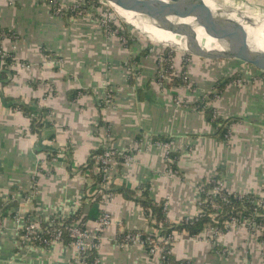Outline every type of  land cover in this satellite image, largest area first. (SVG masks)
Listing matches in <instances>:
<instances>
[{"label":"crops","instance_id":"1","mask_svg":"<svg viewBox=\"0 0 264 264\" xmlns=\"http://www.w3.org/2000/svg\"><path fill=\"white\" fill-rule=\"evenodd\" d=\"M0 29L10 35L1 43L4 52L19 63L10 66L5 85L0 81V203L12 197L18 203L4 217L0 212V264H77L72 244L42 247L22 240L12 213L43 222L81 213L93 226L88 195L96 178L89 160L102 151L104 125L112 146L133 150L135 161L119 168L113 198L100 201V213L107 211L113 223L94 261L80 264L96 258L98 264H164L143 245L118 241L125 232L153 233L137 201L143 190L155 204L167 201L174 224L196 216L202 188L215 179L231 193L264 197V82L256 68L195 57L187 82L160 86L157 61L166 50L151 54L145 44L108 38L91 16H57L48 0H0ZM106 85L115 96L110 108L102 107ZM215 93L211 106L219 118L235 120L228 141L198 106ZM12 100L46 110L41 133L31 131ZM157 138L170 141L173 165ZM59 150H65L62 157ZM122 189L136 195L128 197ZM172 255L192 264H264L259 239L243 228L222 234L213 245L205 236L181 233Z\"/></svg>","mask_w":264,"mask_h":264},{"label":"built area","instance_id":"2","mask_svg":"<svg viewBox=\"0 0 264 264\" xmlns=\"http://www.w3.org/2000/svg\"><path fill=\"white\" fill-rule=\"evenodd\" d=\"M48 3L52 8L53 13L57 16H65L69 13L73 14L74 17L91 16L99 24L106 37H119L121 41L126 45L129 43V41H131L129 34L126 32L128 34V36H126L125 31L120 25V22L117 18V12L106 0H48ZM7 37H10L8 33H0L1 48L3 39ZM172 54L173 52L170 50L167 61H165L166 63L164 62V55H160L158 58L157 83L160 86L171 84L174 77H181L184 83L187 82V69L190 64V58L182 56L179 63H177V58H175ZM17 64L19 63L15 62V65ZM24 65L25 64H22V66ZM261 77L264 82V73H262ZM236 83L238 85H241L242 81L237 80ZM173 89L176 91V87H173ZM218 95V93H215L212 95L204 96L201 101L203 110H212L213 120H217L219 118L216 109L211 106L212 101L217 98ZM114 100L115 96L113 90L109 89L107 85L103 87V107H113ZM176 103L179 105L183 103V100L180 96L176 98ZM35 106L40 109L39 103L38 105L35 104ZM15 111L20 113V111L18 110ZM230 128L231 126L229 127L227 133L224 135L226 141L230 140L231 137ZM100 130L103 133L102 152L101 154L95 155L93 157V159L95 160V164L92 171L94 173V176L99 178L97 184L100 187L98 194L101 196V202L106 204L114 196L113 183L115 177L118 175L119 168L130 166L135 161V152L130 149H117L113 147V138L110 129L104 125ZM157 144L163 146L167 150L165 154V160L169 165H173L174 159L171 156L170 151L171 143L157 142ZM64 151L59 150L58 156L62 157ZM210 184L212 185L210 189L205 190L204 187L202 188L203 197L198 204L196 216L191 219H183L180 222L184 220L186 222H189L194 220L195 218L208 216L210 218V223H208L206 226L204 236L213 245L216 242L217 238L222 235L219 229L216 228L213 224L218 223L217 218L219 212L222 210V207L228 206L230 204V195L238 196L239 199L247 198L248 201L252 205H254L252 216L241 218L234 215L231 217V219L224 222V226L227 232L236 230L238 228H243L247 230L253 237L258 238L261 253L264 258V197H255V199H249V196L252 195H239L231 193L225 188L224 183L221 179L212 180ZM16 199L17 197H12V200L15 201ZM163 205L164 211L167 215L169 204L165 200L163 201ZM13 218L20 226V233L23 232V235L21 236L22 240L32 245L48 247L51 244L62 243L64 235H68L72 239L71 244L74 245V247L78 251L79 256L76 260L77 264H80L82 262L84 263L85 259L92 251L97 252L102 240V234L113 223V218L107 211L101 212V215L94 222L93 226H89L87 222L81 224V222L78 221L72 224L61 223L60 227L51 228L55 225V221L54 219H52L50 221H47V223L49 224L46 228H42L43 221L34 215L29 214L22 217L19 214L15 213ZM149 221L151 226L157 224V222L152 218V214L151 218L149 217ZM180 222L176 224H180ZM152 228L153 233L151 234L155 235L156 240L148 243L151 246L148 254L151 256L158 255L160 256V259L163 257V254L172 255V247L180 233H176L172 237L169 236L167 238L161 234L163 230L162 225H160L159 228ZM134 243H139L145 247V241L142 239L140 231L127 232L124 241L120 242V245L127 246ZM94 264H98L97 258L95 259Z\"/></svg>","mask_w":264,"mask_h":264},{"label":"trees","instance_id":"3","mask_svg":"<svg viewBox=\"0 0 264 264\" xmlns=\"http://www.w3.org/2000/svg\"><path fill=\"white\" fill-rule=\"evenodd\" d=\"M69 16H73V14L69 13ZM2 32H7L4 30L0 29V33ZM125 35L128 36V34L125 31ZM132 41H129V43ZM170 49H166V53L164 55V62L167 61V57L169 54ZM147 53V50L144 51V54ZM15 63L14 61V56L13 54H6L2 48L0 47V81L3 85H5L7 83V81L9 80V77L7 75L8 72L12 73V70L10 69V66L13 65ZM166 63V62H165ZM182 79L181 77H174L173 79V83L174 84H181ZM174 96L176 97V93H174ZM11 107L14 110H18L20 112H22L28 119H30V124H31V131L32 132H36V133H41L43 131L44 127V123H43V117L42 114L46 111L43 108L38 110L39 108H37V106H35V104L29 105L26 104L20 100H12L11 101ZM199 108H201L203 110L202 104L198 105ZM103 107V106H102ZM205 113L208 115V118H210L212 120V122L214 123V125L216 126L219 136L220 138H224V135L227 133L229 127L233 124V122H235L234 119H229V120H223L221 118H218L217 120H213V114H212V110L211 109H205L204 110ZM225 139V138H224ZM156 140L158 141H162V142H170L169 140H162L160 138H157ZM101 150H98L96 152H93L91 154V158L89 160V167H94L95 164V160L93 159V157L95 155L101 154ZM121 163V162H120ZM96 178V184L94 185L93 189H90L91 191H89L91 194L88 195L89 198L92 202V215H89V218L92 220H97L99 218V216L101 215L100 213V209H99V205H100V201H101V197L99 198H95V192L98 194L99 192V185L97 184V181L99 180V178ZM212 187L211 184H208L204 187L205 190H208ZM123 191L125 193L126 196L131 197L136 195V192L133 191H129V193H127L125 190H120ZM147 191H143L142 196L144 197L141 200H137L139 202V204H141L145 214L147 215V217L151 218V214H152V218L157 222L156 225H152L153 227L159 228L160 225H162L163 230L161 232V234L165 237H169V236H173L176 233H188L189 236L195 238V237H201L204 236V232L206 229V226L208 223H210V218L208 216H204V217H200V218H195L192 221L186 222L185 220L180 222V224H173L169 221V219L167 218V215L164 211V205L163 202H161L160 204H155L153 203L149 198H147ZM113 193H116V190L113 189ZM94 197V198H93ZM249 199H255L254 196H249ZM1 202L0 203V212L2 213L3 217L6 216L8 214V210L11 209L14 206H17V202L16 201H12L9 204H6ZM253 206L247 198L244 199H239L238 196L235 195H230V204L228 206H223L222 210L219 212L218 215V223H214L213 225H215L216 228L219 229V231L222 234L227 233V230L225 229L224 226V222L231 219L232 216L236 215L239 217H250L252 216L253 213ZM14 212L12 213V216H14ZM55 221V225L52 226L51 228H57L60 227V224H72L75 222L80 221L81 224L85 223L88 221V216L82 217L81 213H78L77 215H75L72 218H68V219H54ZM49 223L47 222H43L42 223V228H46L47 225ZM141 237L142 239L145 241V250L147 251V253H149L151 246L148 244L151 241H155L156 237L154 234H148L145 232H141ZM21 235H23V232H21ZM127 235V232L121 234L118 238L119 242H123L125 237ZM62 243L64 244H71L72 243V239L68 236V235H64L63 237V241ZM45 247V246H44ZM47 247V246H46ZM90 253V252H89ZM97 252L96 251H92L89 256L85 259L86 262H90V261H94V258L96 257ZM163 257L161 258V260L164 262V264H191L190 261L188 260H181L178 261L176 260L172 255H162Z\"/></svg>","mask_w":264,"mask_h":264},{"label":"water","instance_id":"4","mask_svg":"<svg viewBox=\"0 0 264 264\" xmlns=\"http://www.w3.org/2000/svg\"><path fill=\"white\" fill-rule=\"evenodd\" d=\"M127 24L138 29L139 27L127 22L117 7L126 10L150 9L160 17H192L197 27L204 28L205 32L218 41L220 50L207 51L200 46L184 50L182 46L163 44L165 47L176 48L186 54L208 60H237L252 66L264 73V50L245 46L242 40L238 22L225 18L222 11L210 7L206 0H106ZM225 11L242 10L249 17L251 23L261 26L264 22V8L247 3L246 0H211ZM228 3H231L228 4ZM225 5V6H224ZM257 19V21H255ZM154 42V41H153Z\"/></svg>","mask_w":264,"mask_h":264},{"label":"bare ground","instance_id":"5","mask_svg":"<svg viewBox=\"0 0 264 264\" xmlns=\"http://www.w3.org/2000/svg\"><path fill=\"white\" fill-rule=\"evenodd\" d=\"M117 9L127 22L139 27L141 35H147L152 42L182 46L184 50L196 46L207 51L220 50L218 41L211 38L204 28L197 27L192 17H160L150 9L126 10L119 7ZM229 14L231 15L228 18L237 22L235 14L233 12ZM239 29L245 46L264 50V25Z\"/></svg>","mask_w":264,"mask_h":264},{"label":"rangeland","instance_id":"6","mask_svg":"<svg viewBox=\"0 0 264 264\" xmlns=\"http://www.w3.org/2000/svg\"><path fill=\"white\" fill-rule=\"evenodd\" d=\"M223 2H227L226 0H222ZM248 4L250 5H253V6H256V7H263L264 8V0H246ZM206 3L212 7L214 10L216 11H222V15L223 17L225 18H228L231 14V12H233L235 14V17L237 19V22L239 24V27H243V28H257L259 26H256L255 23H251L249 21V17L246 15V13L242 10H239L237 9H234V10H231V11H223L219 5L215 4V2L211 1V0H206ZM231 5V3H228ZM225 6V5H224ZM117 18L120 22V25L122 26L123 30L126 31L130 38H131V41L132 43H135V44H145L144 46H146L147 48H149L151 50V54L155 53L156 49H161V50H166L167 47L163 46V44H159V43H155V42H152L148 37L147 35H141V33L139 32L138 29H136L135 27L127 24L125 21H123L122 18L119 17L118 13H117ZM255 21H257V19H255ZM264 25V22L262 23L261 26ZM168 49H170L172 52H173V56L176 59V62L179 63L180 59L182 58V56H185V57H188L190 58V62L193 58H195V56H192L191 54H186L180 50H177L176 48H172V47H169Z\"/></svg>","mask_w":264,"mask_h":264}]
</instances>
